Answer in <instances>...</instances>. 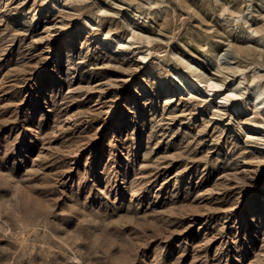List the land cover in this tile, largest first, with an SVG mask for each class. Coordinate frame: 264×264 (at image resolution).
Returning a JSON list of instances; mask_svg holds the SVG:
<instances>
[{
	"label": "rangeland",
	"instance_id": "1",
	"mask_svg": "<svg viewBox=\"0 0 264 264\" xmlns=\"http://www.w3.org/2000/svg\"><path fill=\"white\" fill-rule=\"evenodd\" d=\"M256 89L264 0H0V264H264Z\"/></svg>",
	"mask_w": 264,
	"mask_h": 264
},
{
	"label": "clouds",
	"instance_id": "2",
	"mask_svg": "<svg viewBox=\"0 0 264 264\" xmlns=\"http://www.w3.org/2000/svg\"><path fill=\"white\" fill-rule=\"evenodd\" d=\"M15 201L14 191H11L8 197H0V210L6 214L10 207L14 206L21 210L26 220L39 223L41 217L38 216L35 208L16 204ZM14 218L19 217L17 215ZM81 223L94 225L99 229L98 232L88 231L78 237V243H84L88 246L87 252L80 253L81 256L86 258L84 264H120V257L124 254L127 244L118 232L109 231L116 225L112 222H102L99 219H94L91 214H84ZM93 257H103V259L94 262ZM77 264H80V262L78 261Z\"/></svg>",
	"mask_w": 264,
	"mask_h": 264
},
{
	"label": "bare ground",
	"instance_id": "3",
	"mask_svg": "<svg viewBox=\"0 0 264 264\" xmlns=\"http://www.w3.org/2000/svg\"><path fill=\"white\" fill-rule=\"evenodd\" d=\"M217 87H219L218 84H214V83H212V84L210 85V87H209V92H210L211 94H213L214 91H215V88H217ZM255 93H256V95H257V99H260V97H262V96L264 95V92H263L261 89H256V90H255ZM262 103H264V102H262Z\"/></svg>",
	"mask_w": 264,
	"mask_h": 264
}]
</instances>
